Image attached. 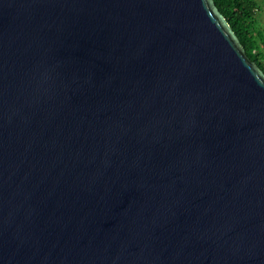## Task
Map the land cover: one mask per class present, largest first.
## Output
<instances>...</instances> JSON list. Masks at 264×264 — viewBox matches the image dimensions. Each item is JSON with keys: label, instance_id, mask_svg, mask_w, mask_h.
<instances>
[{"label": "water", "instance_id": "obj_1", "mask_svg": "<svg viewBox=\"0 0 264 264\" xmlns=\"http://www.w3.org/2000/svg\"><path fill=\"white\" fill-rule=\"evenodd\" d=\"M214 0H0V264H264V72Z\"/></svg>", "mask_w": 264, "mask_h": 264}, {"label": "trees", "instance_id": "obj_2", "mask_svg": "<svg viewBox=\"0 0 264 264\" xmlns=\"http://www.w3.org/2000/svg\"><path fill=\"white\" fill-rule=\"evenodd\" d=\"M240 39L246 55L264 72V29L258 25L257 0H214Z\"/></svg>", "mask_w": 264, "mask_h": 264}, {"label": "rangeland", "instance_id": "obj_3", "mask_svg": "<svg viewBox=\"0 0 264 264\" xmlns=\"http://www.w3.org/2000/svg\"><path fill=\"white\" fill-rule=\"evenodd\" d=\"M258 1V25L264 29V0H257Z\"/></svg>", "mask_w": 264, "mask_h": 264}]
</instances>
